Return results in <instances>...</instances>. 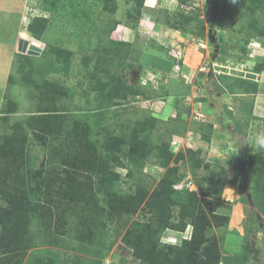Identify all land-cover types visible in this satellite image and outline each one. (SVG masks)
I'll list each match as a JSON object with an SVG mask.
<instances>
[{
    "label": "rangeland",
    "instance_id": "obj_1",
    "mask_svg": "<svg viewBox=\"0 0 264 264\" xmlns=\"http://www.w3.org/2000/svg\"><path fill=\"white\" fill-rule=\"evenodd\" d=\"M104 1L57 0L44 39L55 32L73 54L67 69H45L44 77L59 85L55 88L51 84L53 91H49L39 81L37 86L24 82L29 75L22 77L23 67L16 54L23 53L19 45H27L21 42L25 39L21 31H26L27 15L31 17L32 10L39 12L40 0H0V161L7 160L6 167L0 166V186L13 187L22 196L37 192L29 197L25 208V202H3V208L8 207L5 212L0 210L3 218L8 217L13 205L24 209L18 222L3 226L0 218V247L10 243L18 246L12 253L9 251V257L16 255L12 264H149V256L135 259L128 239L136 235L131 228L133 223L147 221L149 213L143 204L154 194L168 165L177 167L180 176L172 187H187L205 200L192 212L193 222L184 215L181 230L171 227L180 222L179 208L171 206L167 226L158 228L160 246L155 245L162 254L167 257L181 240L192 239L189 251L195 248L199 257L214 249L219 261L241 253L246 264H264L263 205L258 204L251 191L252 178L260 176H254L253 166L247 163L249 154L257 149V134L264 132V71L254 69L264 55V37L253 35L248 26L251 15L242 5L247 0H144L139 8L129 0H113L116 7L109 12L104 10ZM29 8L31 12L27 14ZM254 16L264 25V7L257 9ZM186 17L190 19L185 22ZM146 19L162 21L167 26L164 31H175L172 24H182L184 28L177 30L182 38L172 32L149 29L142 24ZM25 35L43 46L27 31ZM147 46H160L166 55L179 58V67H188L184 71L177 67L179 71L171 82L168 74L159 81V75H148L142 66H148L147 60L154 58L147 52L139 53ZM117 48L119 55L115 54ZM38 61L35 60L36 65ZM166 61L169 60L164 58L160 63ZM30 75L33 80L37 77H33V72ZM228 75L257 81L259 91L248 94L235 89V93H228L225 87L232 81L224 78ZM165 77H169V82ZM102 81L109 87L97 93L95 87ZM199 81L200 88L194 85ZM128 85L144 90L151 99L129 93L125 90ZM65 90L71 94L68 96ZM178 91V95L184 94L181 101L188 111L182 110L180 119L175 120L171 102ZM118 92L124 95L113 96ZM197 96H203L207 104L195 103ZM106 101L108 108L103 106ZM226 107L232 110V119L225 113ZM52 109L59 114L47 124L49 119L43 115L53 113ZM148 115L160 119L151 139L170 141L174 153L166 154L163 164L151 154L140 167L129 164L122 155L123 165L109 161L107 167L117 174L112 186L114 209L107 203L112 193L100 190L108 187L109 174L90 168L62 172L65 155L71 157V167L74 158L70 154L77 151H85L79 152L84 156H101L85 145L81 135L107 140L111 132ZM37 121L44 125V133L38 134L45 138L39 139L32 130ZM178 150L182 158L176 160ZM92 160L97 162L96 158ZM213 176L216 181L224 180L221 188L219 184L213 186ZM75 181L90 186L91 192L83 191L85 187H74L71 192L69 184ZM206 186L214 187L217 196L201 195L199 188ZM68 187L70 196L64 191ZM41 189L43 194L38 193ZM77 195L85 196L86 204L98 206L102 212L72 225L68 222L69 213L76 212L73 217L81 216L82 220L86 215L83 203L77 201L80 198L68 202ZM235 211L240 212V217L234 221ZM223 216H227L226 224L215 226V222L224 220ZM149 222L158 226L157 221ZM24 242L27 248L22 250L20 244ZM120 245L126 250L120 252Z\"/></svg>",
    "mask_w": 264,
    "mask_h": 264
},
{
    "label": "trees",
    "instance_id": "obj_2",
    "mask_svg": "<svg viewBox=\"0 0 264 264\" xmlns=\"http://www.w3.org/2000/svg\"><path fill=\"white\" fill-rule=\"evenodd\" d=\"M133 2V5L136 8L142 7L144 4V0H129ZM231 1V0H230ZM56 2L57 0H40V9L37 14L32 15L29 17V20L27 24L24 26L25 30L28 32V34L43 42L42 50H40L37 53H16L18 57L19 64L21 63V67H23L21 75L24 77L25 75H29L24 82L29 85L35 84L38 85L37 81L40 82V85L43 87H46V90L53 91V87L50 88L51 84L55 85L56 87H59L57 82H52L50 79L44 77L45 69L47 67L52 66H61L63 69H67L70 65V59L71 55L73 54V50L70 48H67L61 44V40L57 39L55 32L51 34V36H48L47 39H44L45 30H47L49 24H50V13H53L56 9ZM242 5L248 10L249 14L251 15L248 26L252 29L253 35L257 36H263L264 37V25L259 24V18L254 16V13L257 9H263L264 7V0H247L246 3H242ZM104 10L109 12V10L114 11L116 5L113 2V0H105L104 1ZM55 7V8H54ZM40 10H42V13H40ZM137 11V10H136ZM46 12V13H43ZM190 17H186L185 22L188 21ZM159 24H163L162 21H154ZM173 28L177 29L178 31L182 30L183 25L180 24L178 27H176L174 24H172ZM54 42V43H53ZM115 54L119 55L118 48L115 50ZM175 59L174 57H172ZM38 59L39 61L36 65L35 60ZM172 59V60H173ZM174 61V60H173ZM173 64V63H172ZM171 64V65H172ZM39 65V66H38ZM27 69V70H26ZM160 69L165 70L164 68L160 67ZM254 69L257 72H263L264 71V55L260 62L254 64ZM33 72V77L37 74V77L33 80L31 78V73ZM203 73V72H201ZM231 76V75H230ZM44 77V79H43ZM224 78H231V82L226 84L225 91L228 93H235V89L240 90L241 93H248V94H255L259 91V84L257 81H252L250 79L241 78L240 76H231L229 75ZM9 79H11L9 77ZM33 85V86H35ZM145 85V84H144ZM195 85L200 88L202 86V83L199 81L196 82ZM108 84L106 82L100 83L98 87L96 86L95 89L97 93L103 92L108 89ZM48 88V89H47ZM65 89L67 87H64ZM126 91L129 93L135 94V95H141L145 99H148L149 97L145 93L144 90L126 86ZM122 89V88H121ZM65 93L68 94V96L71 94L67 90H65ZM124 92H118L115 93L113 96H123ZM179 91L174 95V98L172 100V106L175 107V120L180 119L179 117L182 115V110L188 111V109H184L182 106L181 98L184 94L178 95ZM166 94H163L165 96ZM151 99V98H149ZM202 96H197L195 100L203 101ZM104 108H108L107 101L103 103ZM111 104V102L109 103ZM183 107V108H182ZM181 108V111H180ZM53 113L45 114L47 119H49L47 124L53 123L54 119L57 118L56 114L54 113L58 112L57 109L51 110ZM227 116L232 119L233 118V112L230 109L226 110ZM155 115H148L147 117L143 119H138L135 124H125L122 128L118 130V132H111L109 135V138L107 140H103V138H95L91 139L85 136V134L81 135L83 137V142L86 146L90 147L93 150L98 151L100 157H95L96 155H89L84 156L80 155L79 152L86 153L85 151H77L72 155L74 158V162L71 164L68 162V159L71 158L69 155L64 156V160L62 162V172L65 170L68 172V170H74L75 168L80 169H88L94 170L97 172H104L109 174V185L108 187L100 190L104 192L109 191L112 193V197L108 196L107 203L110 206V209H114L116 206V200L113 198V192H112V186H113V180L116 179L117 174L113 173L109 167H107V164L109 161L114 162L118 165H123L121 163L120 155H122L124 158H126L127 162L133 165H136L137 167H140L144 160L150 156L151 154H154L156 156V159L160 161L161 164L164 163V156L166 154L172 155L174 152L172 151V143L170 141H163V140H153L151 139V133L156 126L157 121H159ZM164 122V121H163ZM166 122V121H165ZM202 122V121H201ZM197 122V123H201ZM43 124L39 121L36 122V125L32 128L33 132H35V136H37L39 139L42 137L45 138V136L41 135L44 133ZM129 127V129H128ZM41 134H38L40 133ZM47 134V133H46ZM80 134V132H79ZM178 135H181L180 133H177ZM16 141V140H14ZM80 142V141H77ZM76 144L78 145V143ZM170 142V143H169ZM22 143V142H21ZM11 145L14 143L11 142ZM19 144V143H17ZM71 144H74L71 142ZM21 150L24 152L23 149V143L21 144ZM182 158V153L180 150L175 154V158ZM93 158H96L97 162H94L92 160ZM76 160V162H75ZM6 161L2 160L0 161V166L6 167ZM247 163L252 165V172L255 176V174L259 175L260 177H256L255 179L252 178V185H251V191L253 193V198L257 200L259 205H263L262 210L264 211V149H257L253 152H251L248 156ZM80 164V165H79ZM79 165V166H78ZM103 166V167H101ZM207 166V165H206ZM100 167V168H99ZM258 167V168H257ZM53 168V167H52ZM103 168V169H102ZM166 170L164 173L163 178H161L159 184L156 187V190L153 195L149 196L145 203L143 204V207L148 209V219L144 223L140 222L141 220L136 221L131 225V228L136 232V235L133 237L132 235L128 239V244L132 246L133 254L135 259L140 258L141 260L147 259V262L149 264H246L243 260V256H241V253H235L232 256H226L224 260H218V253H216V250L212 249L210 250L211 253L209 254V250L207 252V255L205 256L204 253L201 254V257H199V253H197L194 249L189 251V248L192 246V239L190 240H181V244L176 247L173 254H167V257L162 254L161 248L156 246L159 245L158 243V234L159 230L162 228H165L167 226V217L169 214H171L172 209L171 206H177L179 208V211L177 212L180 214L179 220L180 222L175 223L171 225L172 228L175 230H181L185 223L183 222L184 215L187 214L190 217L192 216V212L196 209H199L201 206L202 200H205L204 197H198V195L194 192L189 190L187 187L181 190L175 189L172 187V183L176 180H179L178 178L180 176L177 175V167H171L166 165ZM130 168L128 167V170ZM89 170V169H88ZM64 171V172H65ZM54 172V168H53ZM112 174V175H111ZM68 175V174H67ZM261 176H263V179H261ZM65 177V178H64ZM62 178V182L65 181L67 176L65 175ZM73 179V177H72ZM210 179L213 180L212 184L213 186H217L219 184V188L222 187L224 180H215L214 176ZM259 179H261L259 181ZM70 182V179H69ZM76 185L69 184L71 192L75 190L74 187H85L83 191H89L90 186L82 185L81 183H78L75 181ZM38 183V182H36ZM78 184V185H77ZM102 186L104 185L103 180L100 183ZM210 184V185H212ZM69 187L67 189H64V191L67 192L66 196H70V190ZM13 187L10 186L3 188L0 186V210L3 209V212L7 210L8 207L3 208V202L9 204V202H12V204H24V208L27 206V201H29V197H32L33 194H36L37 192L29 191L30 194H24L22 196V193L13 191ZM57 189V188H56ZM42 189L38 193L41 192ZM199 191L201 192V195H211V196H217L215 193V188L211 186H206L203 188H199ZM63 193V192H62ZM87 193V192H86ZM43 194V193H42ZM48 195V194H47ZM34 196V195H33ZM77 195L72 197L71 200L68 199L69 203L75 202L76 199L80 198ZM74 200V201H73ZM73 201V202H71ZM83 205V210H86V215L84 217V220H82L81 216L73 217L76 212L69 213L68 214V222H70L72 225L76 223H83L85 220L88 221L90 218H92L94 213L102 212L100 207L98 206H92L88 203L85 199V196L83 198H80L79 200ZM18 202V203H17ZM115 202V203H114ZM67 203V201H66ZM91 203V201L89 202ZM12 208V211L10 214H8L7 218H1V223L3 226H5L8 223H12L14 221H19L20 212L24 208L16 209V207ZM70 205V204H69ZM105 210V209H104ZM75 211V210H74ZM0 215H3L0 211ZM19 218V219H18ZM193 222L194 218H190ZM224 219V220H223ZM151 222L157 221L158 226ZM223 221L215 222V226H224L227 222V216L222 217ZM207 222V220H205ZM159 228V230H158ZM28 245L29 242L27 241ZM27 243H21L20 246H22V250L27 248ZM156 244V245H155ZM160 246V245H159ZM18 246L13 244H6L2 247H0V264H12V261L16 255L14 254L13 257H9V251L13 250L14 248H17ZM20 248V247H19ZM244 249L245 246H242ZM208 249V247H207ZM151 253H148V252ZM205 250H203L204 252ZM12 253V251L10 252Z\"/></svg>",
    "mask_w": 264,
    "mask_h": 264
},
{
    "label": "crops",
    "instance_id": "obj_3",
    "mask_svg": "<svg viewBox=\"0 0 264 264\" xmlns=\"http://www.w3.org/2000/svg\"><path fill=\"white\" fill-rule=\"evenodd\" d=\"M144 19V18H143ZM142 24H144V25H147V26H149V29H152V30H154L155 32H164L165 33V31L166 32H169V34L172 32L173 34H175V36H176V38L178 37V36H180V39L182 38V36L180 35V34H178V31H177V29H175V31H174V29H171L170 27V29H165V31H164V28H166L167 26H163V24H159V23H156V22H154V21H152L151 19H146V21H145V23L143 22ZM144 25H141L142 27H145ZM138 29V28H137ZM144 32V31H143ZM141 39V38H140ZM168 42V41H167ZM157 47V48H156ZM147 52V53H149L150 54V56L152 57V56H154V58H151L150 60H147V62H148V66H150V65H155L154 66V68H149L148 66H144V65H142L141 63V65L148 71V75H150V76H152V74H153V76L154 75H159V77H157L158 78V80L160 81L161 79H162V75H164V74H168V75H170V76H172V77H168L169 79H170V82H171V80L173 79V76H176V74H177V71H179V69L177 68V67H179L178 66V63H179V58L178 59H176L175 57V59H173L171 56H168V55H166L165 54V51H163V50H161V48H160V46H151V47H149V46H147V47H144V48H141V51H139V53L140 52ZM168 59L169 61L167 62H163L164 64H161L162 62L161 61H163V59ZM174 61H173V60ZM138 60L140 61V58H138ZM161 62V63H160ZM173 63V64H172ZM172 64V65H171ZM185 66V65H184ZM160 67H162V68H164V69H166V71L165 70H162V69H160ZM188 66H186V67H179L180 68V70L182 69V71H184V70H186V68H187ZM175 69H177V70H175ZM147 75V74H146ZM156 78V77H155ZM168 78H164L165 79V81L166 82H169V80H167ZM180 81V80H179ZM168 84V83H167ZM180 96V95H179ZM203 97V96H202ZM196 98V97H195ZM195 98L193 99L194 101H195V103H199V106L201 105V103H205L206 102V104H207V101L205 100V98L203 99V101H200V100H195ZM182 99V98H181ZM182 102V106H183V101H181ZM201 102V103H200ZM209 107H211V106H209ZM172 108L174 109V112H175V107L174 106H172ZM227 109H229V108H225V113H226V110ZM208 110H210V109H208ZM206 113V112H205ZM206 114H211V112L210 111H207V113ZM227 114V113H226ZM235 214V213H234ZM233 220H234V216H233ZM119 249H120V252H122V251H125L126 249H123V247H121V245L119 246Z\"/></svg>",
    "mask_w": 264,
    "mask_h": 264
},
{
    "label": "clouds",
    "instance_id": "obj_4",
    "mask_svg": "<svg viewBox=\"0 0 264 264\" xmlns=\"http://www.w3.org/2000/svg\"><path fill=\"white\" fill-rule=\"evenodd\" d=\"M235 2H236V0H233V3H235ZM21 42L22 43L23 42H27V45L24 47L23 53H31V52H29V50H30L29 47L30 46H33L34 47L32 49L33 53H37L39 50H42V47H43V46L42 47H39V45L37 43L36 44L31 43L29 45V42H32V41H29V39H21ZM27 47H28V49H27ZM18 49L22 51V49H20V45H19ZM255 144L258 147V149H264V132H261V133H258L257 134L256 140H255Z\"/></svg>",
    "mask_w": 264,
    "mask_h": 264
},
{
    "label": "bare ground",
    "instance_id": "obj_5",
    "mask_svg": "<svg viewBox=\"0 0 264 264\" xmlns=\"http://www.w3.org/2000/svg\"><path fill=\"white\" fill-rule=\"evenodd\" d=\"M26 32V31H25ZM25 32L24 31H21V35H23L22 37H25V39L27 38V34L25 35ZM20 35V34H19ZM25 35V36H24ZM18 37V36H17ZM21 37V36H20ZM23 39V38H22ZM33 40L35 41V42H37L38 40H36V39H34L33 38ZM32 43L33 44H36V43H34L33 41H32ZM239 217H240V212L239 211H235V215H234V221L235 220H239Z\"/></svg>",
    "mask_w": 264,
    "mask_h": 264
},
{
    "label": "built area",
    "instance_id": "obj_6",
    "mask_svg": "<svg viewBox=\"0 0 264 264\" xmlns=\"http://www.w3.org/2000/svg\"><path fill=\"white\" fill-rule=\"evenodd\" d=\"M30 12H31V8H29L28 11H27L26 13L28 14V13H30ZM32 12H33V15L38 13V11L35 12V10H32ZM27 17H30V16L27 15ZM28 20H29V18L25 21V23H24L25 25L27 24ZM141 29L143 30V28H141ZM39 51H40V50H39ZM39 51H38V52H39ZM205 68H206V67H205ZM147 76H148V75H147ZM147 76H146V77H147ZM142 82H143V83H144V82L146 83V79H143ZM194 85H195V84H194ZM195 86H196V85H195Z\"/></svg>",
    "mask_w": 264,
    "mask_h": 264
},
{
    "label": "water",
    "instance_id": "obj_7",
    "mask_svg": "<svg viewBox=\"0 0 264 264\" xmlns=\"http://www.w3.org/2000/svg\"><path fill=\"white\" fill-rule=\"evenodd\" d=\"M29 48H30L29 52L33 53L32 49H33L34 47H33V46H30ZM20 49L24 50V47H23V46H20Z\"/></svg>",
    "mask_w": 264,
    "mask_h": 264
}]
</instances>
